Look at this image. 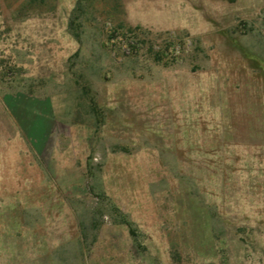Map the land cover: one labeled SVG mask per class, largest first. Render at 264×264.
<instances>
[{
    "label": "rangeland",
    "instance_id": "1",
    "mask_svg": "<svg viewBox=\"0 0 264 264\" xmlns=\"http://www.w3.org/2000/svg\"><path fill=\"white\" fill-rule=\"evenodd\" d=\"M263 88L264 0H0V264H264Z\"/></svg>",
    "mask_w": 264,
    "mask_h": 264
},
{
    "label": "crops",
    "instance_id": "2",
    "mask_svg": "<svg viewBox=\"0 0 264 264\" xmlns=\"http://www.w3.org/2000/svg\"><path fill=\"white\" fill-rule=\"evenodd\" d=\"M264 89V88H263ZM234 111L231 142L227 146L246 150L256 163L255 173L248 177L256 186L264 187V90L261 102Z\"/></svg>",
    "mask_w": 264,
    "mask_h": 264
},
{
    "label": "trees",
    "instance_id": "3",
    "mask_svg": "<svg viewBox=\"0 0 264 264\" xmlns=\"http://www.w3.org/2000/svg\"><path fill=\"white\" fill-rule=\"evenodd\" d=\"M130 44L132 46H135L136 43L134 41H131ZM12 71L13 70L11 69L10 73ZM6 76H7V73H6ZM86 96H87V94H86ZM88 100H90L89 105H90V108H91V112H90L89 117H91L92 115H95L96 117L98 115H100L102 117L103 114H98L99 110H98V107L96 105L95 100H92L90 98H88ZM91 160H92V158L90 157L88 159V166H89V162ZM112 206L114 207V211H115L116 217L118 218V219L115 218V221L117 223L122 224V225H124L126 227V229L128 230V236H130V238H133L134 241L137 242L138 249H142L143 251H145V250L147 251V247L144 246L142 240H140L141 239V234H139L138 230L135 228V224L133 222L129 221L128 216L125 215L124 213H122L121 210L114 203L112 204Z\"/></svg>",
    "mask_w": 264,
    "mask_h": 264
}]
</instances>
